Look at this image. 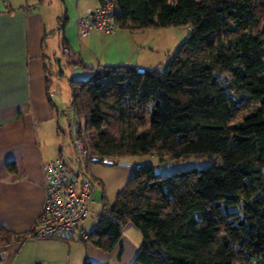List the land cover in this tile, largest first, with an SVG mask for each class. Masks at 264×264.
Here are the masks:
<instances>
[{
    "label": "trees",
    "instance_id": "obj_1",
    "mask_svg": "<svg viewBox=\"0 0 264 264\" xmlns=\"http://www.w3.org/2000/svg\"><path fill=\"white\" fill-rule=\"evenodd\" d=\"M110 1L117 28L188 33L163 70L105 65L69 78L60 114L83 120L92 162L211 163L169 175L134 167L87 241L110 252L131 223L141 235L132 264H264V0ZM26 236L0 227V243Z\"/></svg>",
    "mask_w": 264,
    "mask_h": 264
},
{
    "label": "crops",
    "instance_id": "obj_2",
    "mask_svg": "<svg viewBox=\"0 0 264 264\" xmlns=\"http://www.w3.org/2000/svg\"><path fill=\"white\" fill-rule=\"evenodd\" d=\"M98 4L97 0H0V227L27 235L21 241L0 243V264H82L86 258L95 264H132L137 254L140 242L132 243L124 235L128 225L110 252L74 238L29 235L43 204V165L57 158L66 162L63 149L56 154L51 140L54 135L59 145L57 136L65 133L59 120L69 114L61 115L66 109L51 96L53 81L52 103L48 100L45 67L62 75L58 78H66L70 70L73 79V73L88 79L105 65L152 68L156 62L151 56L160 49L158 30L168 28L118 27L109 34L93 29L79 38L77 18ZM79 61L82 64L76 65Z\"/></svg>",
    "mask_w": 264,
    "mask_h": 264
},
{
    "label": "built area",
    "instance_id": "obj_3",
    "mask_svg": "<svg viewBox=\"0 0 264 264\" xmlns=\"http://www.w3.org/2000/svg\"><path fill=\"white\" fill-rule=\"evenodd\" d=\"M116 8L114 2L105 0L86 15L76 20V34L79 38L86 37L93 29L109 34L117 29L115 22ZM63 52L69 53L67 46ZM68 120L72 145L76 153L77 168L72 169L62 159L57 158L43 165L44 199L41 210L36 218L32 236L45 239H73L87 241L89 232L82 228L83 222L90 214V207L95 187L99 185L90 169L93 156L87 141L85 123ZM100 210L97 217L103 214L108 205L105 196L98 202Z\"/></svg>",
    "mask_w": 264,
    "mask_h": 264
},
{
    "label": "rangeland",
    "instance_id": "obj_4",
    "mask_svg": "<svg viewBox=\"0 0 264 264\" xmlns=\"http://www.w3.org/2000/svg\"><path fill=\"white\" fill-rule=\"evenodd\" d=\"M168 28L158 30L161 33V41L159 44L160 49L158 53L152 54L151 56V59L153 57L154 62H156V64L152 68L158 67V69L163 70L188 33V28L186 26H172ZM149 45H151L152 50L157 51L156 45H153L152 43H150ZM139 69L143 68L139 67ZM71 74L72 73L70 72V70H68L66 78H58L57 76H59V74L52 73L53 85L51 89V96L55 101L58 100L59 105L65 109L69 107L70 103L68 80ZM73 75L76 77V79H82L84 78L83 76H86L81 74L75 75V73H73ZM77 76L79 77L77 78ZM68 114L71 115V112H69V110ZM63 118H60L59 124L61 129L65 133H59V135L57 136L59 140V145H56L57 140L53 135L51 140V146H56V154L58 152V149L62 148L64 158L67 164L72 169H75L77 168L78 164L76 153L72 145V139L70 138L68 133V117L66 116V118ZM81 122L83 124V120H81ZM121 160L128 162L130 165L123 166L119 163L108 164L102 161H94L91 162L89 169L88 165L87 167H85L84 163H80L84 168L91 172L92 175L99 181V185L95 187V190L93 192L92 199L94 202L90 207V214L82 224V228L87 232H90L97 223V214L100 210L98 202L102 199V196H105L106 203L108 206L113 204L117 193L124 188L129 178L131 177L134 167L139 165H152L156 174L169 175L177 170H183L192 167L202 168L208 166L211 163L206 157H195L194 155H190L188 157H181L174 160H171L170 158L166 157L163 161H160L158 156L155 154H138L125 157ZM128 227H125L124 229V235L128 238V240H130L132 243L136 241L141 242V235L139 230L134 227L131 223L128 224ZM85 242L87 243L89 241ZM81 243L83 242L81 241Z\"/></svg>",
    "mask_w": 264,
    "mask_h": 264
},
{
    "label": "water",
    "instance_id": "obj_5",
    "mask_svg": "<svg viewBox=\"0 0 264 264\" xmlns=\"http://www.w3.org/2000/svg\"><path fill=\"white\" fill-rule=\"evenodd\" d=\"M140 70H142V69H140ZM104 162L105 163H108V164H111L112 163V161H110V160H105ZM117 163H119L120 165H123V166L130 165L128 162H125L123 160H119ZM138 167H140V165L139 166H136V168H138Z\"/></svg>",
    "mask_w": 264,
    "mask_h": 264
}]
</instances>
